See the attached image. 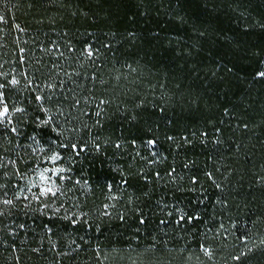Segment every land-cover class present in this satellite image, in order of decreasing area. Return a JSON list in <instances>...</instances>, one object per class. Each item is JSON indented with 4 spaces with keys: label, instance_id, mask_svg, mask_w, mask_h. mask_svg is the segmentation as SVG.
<instances>
[{
    "label": "trees",
    "instance_id": "1",
    "mask_svg": "<svg viewBox=\"0 0 264 264\" xmlns=\"http://www.w3.org/2000/svg\"><path fill=\"white\" fill-rule=\"evenodd\" d=\"M260 72L264 0H0V264H264ZM34 147L81 218L4 204Z\"/></svg>",
    "mask_w": 264,
    "mask_h": 264
},
{
    "label": "rangeland",
    "instance_id": "2",
    "mask_svg": "<svg viewBox=\"0 0 264 264\" xmlns=\"http://www.w3.org/2000/svg\"><path fill=\"white\" fill-rule=\"evenodd\" d=\"M4 108L2 100H0V112ZM7 114L0 117V125H6ZM34 154H39L35 158ZM35 159L25 162L27 170L18 171L17 182L14 184L15 190L11 193L3 194L4 204L14 205L17 202L29 209L47 211L52 216L64 215L65 218L74 219L76 215L81 218L84 212L77 204V199L81 196L86 187L74 186L78 184V180L73 185L69 183L71 178V170L68 169L65 162L57 154H46L45 150L34 147L27 154ZM56 157V159H52ZM89 190V188H86ZM205 258L212 257V251L207 250L204 254ZM132 260H135L133 257Z\"/></svg>",
    "mask_w": 264,
    "mask_h": 264
},
{
    "label": "snow or ice",
    "instance_id": "3",
    "mask_svg": "<svg viewBox=\"0 0 264 264\" xmlns=\"http://www.w3.org/2000/svg\"><path fill=\"white\" fill-rule=\"evenodd\" d=\"M89 55H91V52H89ZM258 75L264 77V72H260L258 73ZM6 113H7V108H4L3 112H0V117H2ZM52 159H56V157H53Z\"/></svg>",
    "mask_w": 264,
    "mask_h": 264
}]
</instances>
